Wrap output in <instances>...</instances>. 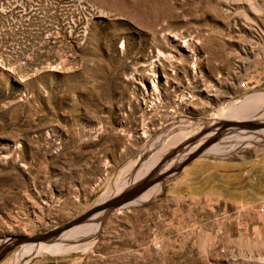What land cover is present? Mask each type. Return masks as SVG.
<instances>
[{
  "label": "rangeland",
  "instance_id": "1",
  "mask_svg": "<svg viewBox=\"0 0 264 264\" xmlns=\"http://www.w3.org/2000/svg\"><path fill=\"white\" fill-rule=\"evenodd\" d=\"M258 56L264 0H0V240L174 170L224 110L264 92V61L245 74ZM243 114L264 120V100ZM205 152L63 239L85 248L22 264H264V129Z\"/></svg>",
  "mask_w": 264,
  "mask_h": 264
},
{
  "label": "water",
  "instance_id": "2",
  "mask_svg": "<svg viewBox=\"0 0 264 264\" xmlns=\"http://www.w3.org/2000/svg\"><path fill=\"white\" fill-rule=\"evenodd\" d=\"M237 129L242 131V129H264V120L256 122L254 120H223L220 126L214 131H208V129L203 130L199 135L205 137L208 134L212 136L206 138L201 144L197 146L186 158L177 166L174 170L167 168L166 166L161 169L153 168L145 176L134 180V182L121 190L118 194L107 199L106 201L96 204L92 209L87 211L85 214L75 218L74 220L59 226L51 230L45 231L43 233L34 234L31 236H10L4 239V243L0 245V261L3 260L8 253H10L16 247L28 244V243H39V242H53L58 240L60 236L71 227L83 223L89 220L93 215L101 213L104 211H111L118 209L127 205H131L135 200H137L143 193L149 190L151 187L158 183H162L166 178L171 175L174 171H181L184 166L188 163L204 154L205 151L218 142L227 132L230 130ZM200 137V138H201ZM198 140L197 138H193ZM174 152L171 153L173 155ZM170 156V155H169Z\"/></svg>",
  "mask_w": 264,
  "mask_h": 264
},
{
  "label": "bare ground",
  "instance_id": "3",
  "mask_svg": "<svg viewBox=\"0 0 264 264\" xmlns=\"http://www.w3.org/2000/svg\"><path fill=\"white\" fill-rule=\"evenodd\" d=\"M153 85L155 86V83H153ZM263 100H264V92L263 91H257L255 93L251 94L250 96L246 97V99L243 102L240 101L239 103H237L236 106L230 107V109H228V110H224L223 109L224 111H223L222 114L224 116H226L227 118H230L231 120L232 119L240 120L241 118H244V117H242V115H244L243 113H246V114L250 113L251 105L255 104L256 102L263 101ZM229 110H232V112H230ZM257 135H259V133ZM234 145L235 144H231L230 148H234ZM194 149H195L194 146L191 147L190 148V152H192ZM214 150H216V148ZM205 153H208V152H205ZM150 169H152V168L146 169V172H150L151 171ZM144 174H145V172L142 173L140 176H143ZM127 186H129V185L126 184L121 190H123ZM121 190H119L116 194H118ZM116 194H114V195H116ZM108 198H109V194L103 195L102 198L100 199L99 203H102V202L106 201ZM99 214L100 213H97V214L93 215L92 217L98 216ZM92 224H94V222H88V223L84 222V223H80L78 225H75V226L71 227L70 229L66 230L60 236V238L58 240H55L53 242H39V243L24 244L23 247L15 255V257L10 259L7 264H22L23 262H27L29 260V258L32 257V256L43 255V254L48 253V252L59 251V250H62V249L63 250L64 249L70 250V249H77V248H80V247L85 248L86 245H83V244H80V243H77V244H65L63 242L64 241L63 239H74V238H78V237L85 236L87 234L92 233L97 228V224H94V228L90 229L89 227H91ZM3 243H4V240H0V245L3 244ZM58 244H64V245L61 246V245H58ZM29 250H31V251L28 254Z\"/></svg>",
  "mask_w": 264,
  "mask_h": 264
},
{
  "label": "crops",
  "instance_id": "4",
  "mask_svg": "<svg viewBox=\"0 0 264 264\" xmlns=\"http://www.w3.org/2000/svg\"><path fill=\"white\" fill-rule=\"evenodd\" d=\"M255 61V60H254ZM261 61H264V56H258L257 58V63H251L250 65H248L247 69H246V77L249 78V80L251 81L255 75L254 74H261L262 72L259 70L262 66H261ZM255 64V66H254ZM257 70V71H256ZM256 71L254 74H252V72ZM256 85V84H255ZM223 120H226V119H223ZM144 176V175H143ZM142 177V176H141ZM139 177V178H141ZM137 178V179H139ZM135 179V180H137Z\"/></svg>",
  "mask_w": 264,
  "mask_h": 264
},
{
  "label": "built area",
  "instance_id": "5",
  "mask_svg": "<svg viewBox=\"0 0 264 264\" xmlns=\"http://www.w3.org/2000/svg\"><path fill=\"white\" fill-rule=\"evenodd\" d=\"M263 82H264V77H263V79H262V78H258V79H257V83L261 84V83H263Z\"/></svg>",
  "mask_w": 264,
  "mask_h": 264
}]
</instances>
